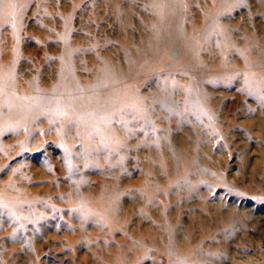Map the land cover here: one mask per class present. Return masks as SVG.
Here are the masks:
<instances>
[{
    "label": "rangeland",
    "instance_id": "rangeland-1",
    "mask_svg": "<svg viewBox=\"0 0 264 264\" xmlns=\"http://www.w3.org/2000/svg\"><path fill=\"white\" fill-rule=\"evenodd\" d=\"M178 1L0 0V264H264V0Z\"/></svg>",
    "mask_w": 264,
    "mask_h": 264
},
{
    "label": "bare ground",
    "instance_id": "bare-ground-1",
    "mask_svg": "<svg viewBox=\"0 0 264 264\" xmlns=\"http://www.w3.org/2000/svg\"><path fill=\"white\" fill-rule=\"evenodd\" d=\"M164 5H162V12L166 15V19H164L162 17V22H164V26L167 25V27L164 28L163 30V36H161L159 34V31L157 32V37L155 38L156 40H154V46H161V47H172V45L176 44L178 49H180V51L184 52V53H189V49H187V45L184 43L183 40H179L178 42L173 41L174 37H172V33L174 32V29L172 28L174 25H176L177 23L180 24L181 20H185V18L187 19V14L189 12V8L188 10H181V4L178 5L177 4V0H161ZM189 1V0H187ZM178 2L182 3V2H186V0H179ZM187 3V2H186ZM105 6L107 7V5H105L104 2V8ZM128 11V10H127ZM106 13V10L104 9V11H99L96 12V16L98 17H102L103 14ZM254 18V17H253ZM216 19V13L215 11L212 12H205L202 14V22H200L198 25V32L199 29H201V26L204 25L205 23H209L210 25L208 27H213L216 25L215 22ZM202 24V25H201ZM163 26V27H164ZM203 27V26H202ZM183 28V27H182ZM185 28V29H184ZM183 30H186V27H184ZM208 31V30H207ZM210 31H212V33L215 34L216 29L211 28ZM254 33V32H251ZM205 34H207V32H205ZM251 37V38H250ZM249 37V39L247 40L248 44H252L250 39L257 41L258 36L255 34H251V36ZM234 38V37H233ZM235 39V38H234ZM249 48H251L252 51H254L255 47L253 45H247ZM253 48V49H252ZM192 57V56H191ZM263 58V57H262ZM259 61V58L256 60V63ZM107 72H109V74L112 73V68L111 66H107ZM264 74V71H263ZM23 103L18 102L14 107L10 108V113L9 116L10 118H15L16 116H18L20 119H24V115L21 116V114L23 113ZM21 113V114H20ZM15 116V117H14ZM17 118V117H16ZM184 162H186V164L188 166H190L191 168L194 167V165H192L193 163L188 161V158L183 160Z\"/></svg>",
    "mask_w": 264,
    "mask_h": 264
}]
</instances>
